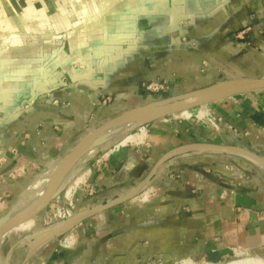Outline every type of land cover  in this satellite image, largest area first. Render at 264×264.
I'll list each match as a JSON object with an SVG mask.
<instances>
[{
  "label": "crops",
  "instance_id": "0c3cea01",
  "mask_svg": "<svg viewBox=\"0 0 264 264\" xmlns=\"http://www.w3.org/2000/svg\"><path fill=\"white\" fill-rule=\"evenodd\" d=\"M262 76L264 0H0V217L108 120ZM150 82L162 86L152 91ZM202 107L228 126L225 134L172 116L135 128L89 165L77 212L147 179L139 193L29 253L25 240L53 228L41 226L50 203L32 218L36 234L7 237L8 264H216L239 248L264 260V90ZM69 230L72 244H62Z\"/></svg>",
  "mask_w": 264,
  "mask_h": 264
},
{
  "label": "water",
  "instance_id": "95a60500",
  "mask_svg": "<svg viewBox=\"0 0 264 264\" xmlns=\"http://www.w3.org/2000/svg\"><path fill=\"white\" fill-rule=\"evenodd\" d=\"M264 90V76L262 77H253L246 78L240 80H231L224 81L218 84H215L209 88H205L199 91H195L189 93L187 95L165 99L160 101H155L143 106H139L130 110L123 112L122 114L108 120L101 126H99L94 131L85 135L76 145L75 147L67 153L58 164V168L53 174L51 178V182L44 192V194L34 203L32 207H30L26 212L21 214L16 218H11L10 212L0 217V232H6L14 227L22 224L35 216H37L42 210H44L50 202L55 198V196L59 193L60 189L58 188L60 178L64 168L71 162H77L84 152L92 146L93 139L99 135L101 132L111 127L115 123L119 121H129V120H137L139 121V125H144L145 123L158 120L167 116H171L177 114L183 110L191 109L194 107H198L201 105L211 104L226 98L235 97L238 95H242L248 92H258ZM155 103H162L160 105H155ZM210 146L219 147L218 145L210 144ZM223 147V146H221ZM249 155H254L252 152L244 150ZM146 180L141 182L138 186H136L129 194L119 198L113 202L105 204L99 208H93L83 213H78L73 218L62 221L60 223L52 225V230H50L47 235L43 236L32 242H25L29 246V253L33 250L41 241L49 238L52 235H55L60 230L70 226L71 224L81 220L83 217L95 213L103 211L107 208L120 204L122 202L127 201L128 199L134 197L139 193V191L146 184ZM58 188V189H57ZM29 255V254H28ZM7 261H8V256ZM0 264H3L0 261Z\"/></svg>",
  "mask_w": 264,
  "mask_h": 264
},
{
  "label": "bare ground",
  "instance_id": "6f19581e",
  "mask_svg": "<svg viewBox=\"0 0 264 264\" xmlns=\"http://www.w3.org/2000/svg\"><path fill=\"white\" fill-rule=\"evenodd\" d=\"M160 104L162 103H155V105H160ZM202 106L203 105L191 109H186L177 114L185 118H191L199 115L203 111H206L202 109ZM197 110L198 113L195 112ZM139 126H140L139 121L137 120H129V121L121 120L115 123L114 125H112L111 127L107 128L103 132H101L99 135H97L93 139L92 146L89 147L84 152L81 158L77 162L69 163L64 168L58 188L61 189L63 186H66V193H68L71 190V188L74 187L75 178L74 176H72L74 170H77L79 169L80 166H83L82 172L80 173L81 175L79 174V176L77 177L79 181V179L83 178L89 172L90 168L88 164L97 155V153H100L101 150L106 149L112 145H116L117 143L122 141L130 131H132L134 128H137ZM58 164L59 162H55L51 164L41 173V175H39L37 178L34 177V179L31 180L24 187V189L20 194L19 203L14 205L10 210L11 218H16L21 214H23L24 212H26L44 194V192L46 191V189L48 188L51 182V178L53 174L58 168ZM77 179L75 182H77ZM74 216H76V214ZM19 230H20V226L18 225L9 231L0 232V261L3 264H8L6 254L4 252V247L7 237L10 236L11 239H15ZM176 264H198V263L190 258H181L177 260ZM200 264H212V263L203 262ZM216 264H264V260L260 256V254H258L257 251L255 250L239 248L236 250V252L232 257Z\"/></svg>",
  "mask_w": 264,
  "mask_h": 264
},
{
  "label": "rangeland",
  "instance_id": "374dc122",
  "mask_svg": "<svg viewBox=\"0 0 264 264\" xmlns=\"http://www.w3.org/2000/svg\"><path fill=\"white\" fill-rule=\"evenodd\" d=\"M162 86V85H161ZM161 86H159L160 88H161ZM149 90H151V89H149ZM160 101V100H159ZM205 106H209V104H207V105H205ZM211 106V105H210ZM206 107V108H207ZM202 108H205V107H202ZM199 110V109H198ZM198 110L197 111H195L196 113H198ZM205 110H207V109H205ZM212 113V111H204V112H201L199 115H197V116H194V117H191V118H185V117H183V116H180L179 114H174L171 118H177V119H179V120H193V119H195L196 121H199L198 119H206V116L208 115V114H211ZM213 115H215V116H217V117H219L217 114H215V113H212ZM133 130H135V128L133 129ZM112 146H110V147H108V148H106V149H103V150H101L100 151V153H97V155L89 162V164H88V166L89 165H91L93 162H95V161H97L101 156H103L110 148H111ZM101 155V156H100ZM81 167V166H80ZM79 167V169H77V170H74V172H73V175L72 176H74V187H72L71 188V190L68 192V193H66V186H63L61 189H60V191H59V193L55 196V198L50 202L51 203V207L49 208V210H48V213H47V217L45 216H42L43 218H42V221H41V226L42 227H49L51 224H49V221H50V217H52V216H54L57 212H58V208H63V207H65V205H63V200L65 199V198H68V199H72V201L75 203V205H76V200H75V197H76V190H77V188L79 187V183L81 182L80 181V179H79V181H78V179H77V173L82 169V167L80 168ZM46 169V168H45ZM45 169H43L38 175H36L35 176V178H37L39 175H41V173L45 170ZM34 179V178H33ZM76 179H77V182H75L76 181ZM79 182V183H78ZM78 183V184H77ZM77 185V186H76ZM21 194V193H20ZM66 196V197H65ZM19 198H20V195H19ZM19 198H18V200H17V202L14 204V205H16V204H18L19 203ZM13 205V206H14ZM67 206V205H66ZM76 210H77V207H76ZM78 213V212H77ZM19 226H20V230L18 231V233H20V232H29V233H27V234H23V233H21L20 235H19V239L20 238H22V236L24 237H26V235H28V234H32V235H34V234H36V231H34L33 229H35L36 227H38V223H37V220L36 219H30V220H28V221H26V222H24V223H22V224H19ZM31 230H33V231H31ZM70 231H71V234H72V230H69L68 232H67V234L68 235H66V233H64V234H62L61 236H60V241L62 240V238L64 237V236H66V237H68L69 235H71L70 234ZM35 232V233H34ZM73 233H74V231H73ZM24 237V238H25ZM69 240H73L72 238H70ZM26 241H28V242H30V240H28V238L26 239ZM9 242H10V239L9 238H7V240H6V243H5V247H4V252L6 253V251H7V249H8V245H9ZM62 244H67L66 242H61ZM68 244H72V243H68ZM24 264H33L32 262L31 263H24ZM199 264V263H198Z\"/></svg>",
  "mask_w": 264,
  "mask_h": 264
},
{
  "label": "built area",
  "instance_id": "2783aa9c",
  "mask_svg": "<svg viewBox=\"0 0 264 264\" xmlns=\"http://www.w3.org/2000/svg\"><path fill=\"white\" fill-rule=\"evenodd\" d=\"M244 32L245 31L240 30L237 33V37H242V35H244ZM161 85L162 84H160L159 82H150L146 86L148 89H151L152 91H157L160 89L159 86H161ZM171 116H173V115H171ZM198 120H202V119H198ZM202 122L207 124L208 127L213 132H215L216 134H225L228 130V126L223 123L222 119L220 117L213 115L212 113L208 114L206 116V119L204 118L202 120ZM141 127L142 126L140 125L139 128H141ZM63 205H65V207L58 208L57 209L58 212L54 216L50 217L49 224L54 225V224L60 223L62 221L70 219L75 214H77L76 205L72 201V199L65 198L63 200ZM66 235H68V234L66 233ZM70 238H72V236H70V235L68 237L64 236L62 238L61 242L70 243V242H72L71 240H69Z\"/></svg>",
  "mask_w": 264,
  "mask_h": 264
}]
</instances>
